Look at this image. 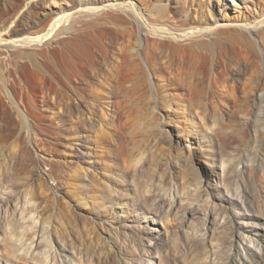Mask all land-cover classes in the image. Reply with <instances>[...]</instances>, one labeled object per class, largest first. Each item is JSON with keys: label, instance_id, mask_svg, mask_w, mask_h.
<instances>
[{"label": "rangeland", "instance_id": "1", "mask_svg": "<svg viewBox=\"0 0 264 264\" xmlns=\"http://www.w3.org/2000/svg\"><path fill=\"white\" fill-rule=\"evenodd\" d=\"M23 2L0 0V25ZM178 2L193 18L264 15V0ZM73 28L33 59L0 53V264H264V24L256 57L215 30L200 71L137 43L143 95L126 82L95 120L79 101L97 77L64 71ZM88 32L102 67L111 29Z\"/></svg>", "mask_w": 264, "mask_h": 264}, {"label": "bare ground", "instance_id": "2", "mask_svg": "<svg viewBox=\"0 0 264 264\" xmlns=\"http://www.w3.org/2000/svg\"><path fill=\"white\" fill-rule=\"evenodd\" d=\"M52 1L54 4L58 2V0H24L20 9L13 10L8 21L0 25L3 29L0 32V53L12 52L16 58L33 59L36 51L41 49L38 46L40 47L42 43L50 40L49 43L58 42L62 34H68L70 39L73 37L72 28L80 26L82 33L78 39H73L74 41L68 43L64 49V71L70 73L72 69L70 66L74 64L81 70L88 67L89 72L97 77L96 83L91 85L89 92L82 91L79 101L80 109L87 110L93 120L97 117L98 107L115 103V97L121 96L126 82L135 80L142 94L141 82L144 81L145 71L141 59L142 49L138 48L141 41L145 40L150 44L148 57L155 64H159L161 55H164L163 57L172 63V67L175 63H187L194 71H200L208 62V54L197 46L208 48L207 40L215 30H219V33L225 31L232 34L231 38L240 49L244 47L248 55L256 57L255 51L259 45L251 32L260 24H264V15L233 20L229 18L225 20V15L222 13L213 20L207 19L203 11L201 18H193L189 13L178 15L180 8L178 0L176 2L174 0L176 3L174 7L171 6V1L167 0L165 4L154 5L152 8L150 6L146 8L141 0H138L140 5L134 0H78L70 6V11L67 6H62L60 10L54 12L51 7ZM26 11H31L33 16L27 19ZM148 11H151L152 15H147ZM87 22L92 26H88ZM103 27L111 29L108 56H105L102 67L89 65L92 43L95 41L99 44L100 41L96 38L99 35L95 36L93 32V35L90 34L88 29L94 28L99 31ZM148 34L153 37L151 41L144 38ZM257 35L260 41L264 42V30ZM108 37L102 38L107 40ZM99 76L102 81L99 80ZM199 87L196 89L200 91Z\"/></svg>", "mask_w": 264, "mask_h": 264}]
</instances>
